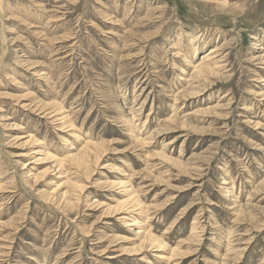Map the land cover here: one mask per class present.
Instances as JSON below:
<instances>
[{
  "label": "rangeland",
  "instance_id": "obj_1",
  "mask_svg": "<svg viewBox=\"0 0 264 264\" xmlns=\"http://www.w3.org/2000/svg\"><path fill=\"white\" fill-rule=\"evenodd\" d=\"M0 264H264V0H0Z\"/></svg>",
  "mask_w": 264,
  "mask_h": 264
},
{
  "label": "bare ground",
  "instance_id": "obj_2",
  "mask_svg": "<svg viewBox=\"0 0 264 264\" xmlns=\"http://www.w3.org/2000/svg\"><path fill=\"white\" fill-rule=\"evenodd\" d=\"M200 66H201V65H200ZM200 66H199V67L197 66L196 68L198 69V68H200ZM201 68H202V67H201ZM118 210H119V209H118ZM147 244H148V243H147Z\"/></svg>",
  "mask_w": 264,
  "mask_h": 264
}]
</instances>
